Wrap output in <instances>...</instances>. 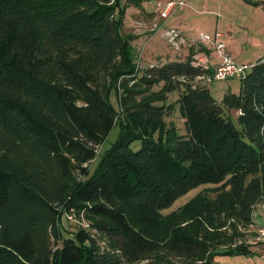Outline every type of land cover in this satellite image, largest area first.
Masks as SVG:
<instances>
[{
  "label": "trees",
  "instance_id": "trees-1",
  "mask_svg": "<svg viewBox=\"0 0 264 264\" xmlns=\"http://www.w3.org/2000/svg\"><path fill=\"white\" fill-rule=\"evenodd\" d=\"M117 4L0 0V264L254 255L244 238L264 208V57L215 100L210 71L193 65L202 47L139 70ZM69 213L87 224H63Z\"/></svg>",
  "mask_w": 264,
  "mask_h": 264
},
{
  "label": "rangeland",
  "instance_id": "rangeland-1",
  "mask_svg": "<svg viewBox=\"0 0 264 264\" xmlns=\"http://www.w3.org/2000/svg\"><path fill=\"white\" fill-rule=\"evenodd\" d=\"M178 2L182 0H170ZM184 6L180 8L184 15L179 12L169 21L172 24L166 29H174L181 34L185 45L181 52H176L169 47L159 32L148 31V25L140 17L142 12L152 9L151 0H141L139 3L128 4L126 0H118L114 9L116 19L120 20L119 33L131 36L130 48L131 59L141 70L148 65H155L159 61L161 64L179 59V56H186V47H192L197 51L200 45L199 35H206L205 30L209 28V37L215 33L221 35L220 42L224 43L226 51L233 63L249 67L260 58L264 57V0H183ZM209 7V12H207ZM179 9H174L171 14ZM169 18V17H168ZM168 20V19H166ZM140 21V22H138ZM207 22V23H206ZM136 23L141 24L140 27ZM141 31H146L145 34ZM153 35V36H152ZM162 38V39H161ZM185 47V48H184ZM209 61L211 64L219 63V57L213 48L209 46ZM230 87L231 93H237L239 80L231 79L223 82H212L209 85V92L213 99L218 100ZM109 102L114 109H117V102L112 92ZM177 132L182 133V121L175 113L171 116ZM118 133V126L113 127L105 137L101 146L97 149V157L114 142ZM137 147V144H135ZM200 187L189 190L184 195L178 197L169 207L161 210V214L169 213L188 201ZM71 215L72 219L67 217ZM65 217L70 223L77 225L87 224L81 214L78 218L75 214L69 213L61 216V221L65 224ZM71 218V217H70ZM253 224L245 233V242L254 251V255H217L213 259V264H264V243L256 239L255 230L264 228V208L260 204L254 206L252 215Z\"/></svg>",
  "mask_w": 264,
  "mask_h": 264
},
{
  "label": "built area",
  "instance_id": "built-area-1",
  "mask_svg": "<svg viewBox=\"0 0 264 264\" xmlns=\"http://www.w3.org/2000/svg\"><path fill=\"white\" fill-rule=\"evenodd\" d=\"M184 6V1L178 2H167L163 5L161 11L158 13L157 17L152 20V24L148 28L150 32H157L161 29V26L158 23V20H165L173 12L174 9H178ZM140 27L141 24H137ZM162 38L166 40L169 47L175 50L176 52H181V49L185 45V41L182 39L181 34L174 29H164L162 33ZM221 35L215 33L212 37L208 35H199L198 41L200 47L202 48H213L219 57V63L214 67V70L210 72V75H205L203 77V82L209 84L212 82H223L231 79H241L249 67L245 65H237L232 62L229 54L226 51L224 43L220 42ZM190 46L186 47L190 48ZM185 48V47H184ZM193 65L199 67L202 70H209L207 65V60L202 55H196L193 57ZM71 217V218H70ZM69 220L72 219V216L67 217ZM256 239L260 242H264V228H257L255 230Z\"/></svg>",
  "mask_w": 264,
  "mask_h": 264
},
{
  "label": "crops",
  "instance_id": "crops-1",
  "mask_svg": "<svg viewBox=\"0 0 264 264\" xmlns=\"http://www.w3.org/2000/svg\"><path fill=\"white\" fill-rule=\"evenodd\" d=\"M152 2V9L148 10V11H144V9H140L142 14H141V18H142V21L144 23H146V25H148V27L152 24V20L157 17L158 13L161 11L163 5L167 2H170V0H151ZM207 2H209V0H207ZM179 10L175 11L173 14H170L169 15V18H167L168 20H158V23L159 25L161 26V29L158 30L157 32H159L160 36L162 37V33H163V30L166 29V27H169L171 26L172 24H170L171 22L169 21L172 17H175L176 16V13L179 12V15L182 16L184 15V12H182L180 10V8H178ZM209 12V7L207 9ZM178 14V13H177ZM140 22V21H138ZM207 23V22H206ZM138 24V23H136ZM142 33L145 34L146 31H141ZM156 32V33H157ZM205 34L209 36V28L207 27V29L205 30ZM146 35V34H145ZM147 37H149L148 35H146ZM153 36V35H152ZM150 39V37H149ZM162 39V38H161ZM200 47V46H199ZM205 53H200L198 55H202L205 57V59L207 60V65L209 66V71L212 72L214 70V67L217 63L215 64H211L210 61H209V49L207 48H203ZM193 51V49H192ZM151 66V65H149ZM229 92H231L230 90V87H228L227 89Z\"/></svg>",
  "mask_w": 264,
  "mask_h": 264
}]
</instances>
